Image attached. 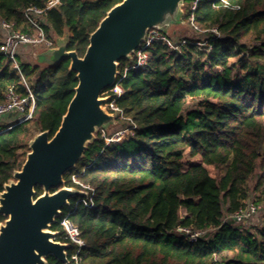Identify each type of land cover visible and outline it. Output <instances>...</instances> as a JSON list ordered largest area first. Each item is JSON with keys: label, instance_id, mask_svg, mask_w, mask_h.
I'll use <instances>...</instances> for the list:
<instances>
[{"label": "trees", "instance_id": "trees-1", "mask_svg": "<svg viewBox=\"0 0 264 264\" xmlns=\"http://www.w3.org/2000/svg\"><path fill=\"white\" fill-rule=\"evenodd\" d=\"M47 1L0 0V18L33 34L23 9ZM121 1L61 0L41 24L47 35L68 31V49L83 56L90 34ZM227 1L199 0L193 11L198 26L222 35L211 49L187 44L178 52L155 41L146 68L125 72L131 61H120L123 92L116 104L136 125L133 134L107 143L97 133L64 175L69 187L81 189L76 175L93 188L94 207L78 202L86 196L72 197L51 225L55 240L70 243L61 220L71 213L85 241L78 264H264V223L252 232L223 221L224 210L230 216L250 197L257 168L255 192L264 202V0ZM191 2L184 3L186 21ZM248 38L258 44L249 46ZM69 63L20 62L36 106L31 120L0 133V192L26 159L21 152L33 138L30 125L50 137L59 128L78 84ZM11 84L27 94L18 70L0 53V101ZM189 98L199 106L184 114ZM186 155H199L203 163L184 170ZM206 165L223 172L212 175ZM42 192L37 187V196ZM5 219L0 215V223ZM181 227L206 234L190 241ZM77 249L70 243L68 264H76ZM47 264L64 263L50 256Z\"/></svg>", "mask_w": 264, "mask_h": 264}, {"label": "water", "instance_id": "water-1", "mask_svg": "<svg viewBox=\"0 0 264 264\" xmlns=\"http://www.w3.org/2000/svg\"><path fill=\"white\" fill-rule=\"evenodd\" d=\"M185 0H122L90 34L83 56L69 50V32L54 35L56 46L38 49L34 62L53 66L69 60L78 84L52 137L39 131L30 141L26 159L0 192V264H47L55 257L68 264L70 244L55 240L51 225L70 199L86 192L66 185L64 175L82 159L97 133L116 123L101 97L117 81L122 59H131L150 28L173 33L186 24ZM37 187L43 192L37 196ZM54 189V190H53Z\"/></svg>", "mask_w": 264, "mask_h": 264}, {"label": "built area", "instance_id": "built-area-1", "mask_svg": "<svg viewBox=\"0 0 264 264\" xmlns=\"http://www.w3.org/2000/svg\"><path fill=\"white\" fill-rule=\"evenodd\" d=\"M225 5L228 4L227 0H221ZM199 0H192L189 5L191 14L187 22L191 25L196 36L189 37L187 35L173 36L171 34L163 33L156 27L148 30L145 41L135 51L132 58L129 59L131 62L127 65L124 71L129 69H144L148 64V49L152 46L155 41H160L167 45L170 49L182 52L183 48L187 44H194L199 48L209 50L212 48V41L217 38H221L222 35L216 27L204 29L198 26L194 20V13L197 3ZM61 4V0H48L44 7H38L35 5H29L23 9L25 19L34 26L36 32L30 34L22 31L12 21H7L0 18V53L4 55L13 64V67L18 70L21 80L27 89L26 95H21L17 91V87L11 84L7 87L4 93V100L0 101V125H4L2 119L5 116L14 115L13 121L8 125L1 127L0 133L6 132L12 129L14 126L25 123L33 118V113L36 106V99L31 90L30 84L25 79L21 72L20 62L23 60H33L34 55L38 49L42 48H53L56 46L55 36L47 35L42 24L41 18L46 16L47 12L53 7ZM124 75L117 78L115 84L104 91L105 97L108 99L106 102V108L109 112L113 113L116 120H126L129 122L126 128H122L106 138L107 143L111 141H120L124 138L133 134L135 124L133 121L124 114V111L116 104V99L121 96L123 89L121 81ZM104 132V130H102ZM103 136L106 137L105 133ZM72 180L75 184L81 187V190L86 192L85 198H81L78 202H82L86 207H94L93 201V188L84 182H82L76 175L72 176ZM91 191V192H90ZM258 212L257 201H249L248 199L244 202V205L235 213L230 215L232 225L235 227H243L249 229L253 225V220ZM61 225L66 233L67 239L70 243L77 245L78 249L73 255V259L78 264V253L81 248L85 245V241L82 237L81 230L71 219V213L67 212L63 215ZM240 228V229H241ZM180 232L184 234L190 241H196L205 236V230H192L191 228H179ZM57 233V231H55ZM69 243V244H70Z\"/></svg>", "mask_w": 264, "mask_h": 264}, {"label": "rangeland", "instance_id": "rangeland-1", "mask_svg": "<svg viewBox=\"0 0 264 264\" xmlns=\"http://www.w3.org/2000/svg\"><path fill=\"white\" fill-rule=\"evenodd\" d=\"M184 9V7H183ZM185 12V11H184ZM186 21V20H185ZM171 35L177 37V36H182V35H187L189 37H195L196 34L194 32V30L192 29L191 25L186 21V24L184 25H180V26H176L173 33H171ZM247 44L249 46H253L256 45L258 43H256L253 39H245ZM33 61V60H32ZM234 73H237V71L235 70ZM101 97H105V94L103 93ZM198 103L199 101L196 99H191L189 98L186 104V107L184 109V114L193 111L195 109L198 108ZM104 106L106 107V103L104 104ZM8 118V120L6 121V123H4V125H0L1 127H4L6 125H8L10 122H12L13 120ZM128 125V121L123 120V119H118L116 120V123L109 126L106 130H104V132L106 135V138L109 137L110 135L114 134L115 132H117L118 130L122 129V128H126ZM31 128V133L33 135V137L40 131L39 129L36 128V126L34 125H30ZM103 135V134H102ZM29 147V146H28ZM30 150V148H26L23 152H21V157H25L26 158V152H28ZM202 158L201 156H195V157H190V156H185L184 158V170H186L189 166L194 165V164H202ZM206 167L210 170L212 175H216L219 173V171H221V169L215 168L214 166H207ZM223 170L220 172L222 173ZM260 175V170L259 168L256 169L254 176L252 177V179L249 182V186H250V197L248 198L249 201H257V205H258V212L254 217L253 220V225L249 227V230L252 232H256L258 227H261L264 223V202H259L258 201V197H257V193L255 192V186L257 184L258 178ZM182 214H185V210L182 209L181 210ZM223 221H231L230 216L227 214V212L224 210V218ZM236 226V225H234ZM241 228V227H240ZM244 229L243 227L241 228V230ZM214 230L211 229V233L213 234ZM227 255V253H225ZM218 260H221L220 257H218Z\"/></svg>", "mask_w": 264, "mask_h": 264}, {"label": "crops", "instance_id": "crops-1", "mask_svg": "<svg viewBox=\"0 0 264 264\" xmlns=\"http://www.w3.org/2000/svg\"><path fill=\"white\" fill-rule=\"evenodd\" d=\"M8 118H10L11 120L14 118V115H10V116H5L3 119H2V121L4 122V123H6V121L8 120ZM10 119H9V121H10Z\"/></svg>", "mask_w": 264, "mask_h": 264}]
</instances>
